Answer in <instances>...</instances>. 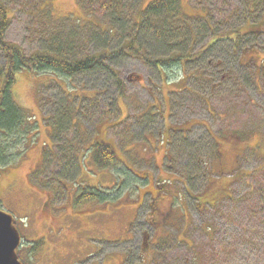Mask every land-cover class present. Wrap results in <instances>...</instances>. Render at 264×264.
<instances>
[{
    "label": "rangeland",
    "instance_id": "obj_1",
    "mask_svg": "<svg viewBox=\"0 0 264 264\" xmlns=\"http://www.w3.org/2000/svg\"><path fill=\"white\" fill-rule=\"evenodd\" d=\"M254 1L176 0L157 17V0H0L1 45L95 62L23 69L10 88L21 116L0 133V210L40 264H264Z\"/></svg>",
    "mask_w": 264,
    "mask_h": 264
},
{
    "label": "trees",
    "instance_id": "obj_2",
    "mask_svg": "<svg viewBox=\"0 0 264 264\" xmlns=\"http://www.w3.org/2000/svg\"><path fill=\"white\" fill-rule=\"evenodd\" d=\"M99 3V7L105 8L107 10H112L113 7L118 5L117 0H97ZM176 0H157V2H152L148 7L150 11L149 14H155V16H159L160 12H172V10H176ZM262 5L264 8V0H255L252 4L256 7ZM108 5L111 7L109 8ZM179 5V0H178ZM164 10V11H163ZM264 16V15H263ZM6 17V16H5ZM4 17V18H5ZM181 19L179 12H178V20ZM263 20V19H262ZM260 29V28H259ZM264 33V30H257L252 33V35H261ZM132 47H130V51L136 52L137 49L133 48L134 41L132 40ZM0 48L3 50V53L6 57V65L5 70L0 69V75L4 77V88L1 89L0 94L5 97V105L0 109V133L4 134L5 131L11 132V129L14 127L16 128L18 125L17 119H20L21 112L19 107L15 104L14 100H12L10 88L14 82V74L22 69H29L34 72H41L43 70H54L60 73H65L70 75L71 73L74 74L76 72H85L94 67L95 62L92 60L87 61H80V62H65L60 61L57 62L54 59L47 57V56H36V57H25L22 53L15 49V47H6L0 44ZM139 51V50H138ZM186 59L188 57H178V64L180 65L181 59ZM102 66V65H100ZM108 149L102 148L100 153H98L99 160L102 164H110V156L105 153ZM103 198V197H102ZM225 199V198H224ZM221 199L218 202H222ZM217 202V203H218ZM208 207H211L210 205Z\"/></svg>",
    "mask_w": 264,
    "mask_h": 264
},
{
    "label": "water",
    "instance_id": "obj_3",
    "mask_svg": "<svg viewBox=\"0 0 264 264\" xmlns=\"http://www.w3.org/2000/svg\"><path fill=\"white\" fill-rule=\"evenodd\" d=\"M20 245V234L11 215L0 210V264H14V250ZM11 256V260L9 257ZM16 264H19L16 262Z\"/></svg>",
    "mask_w": 264,
    "mask_h": 264
},
{
    "label": "flooded vegetation",
    "instance_id": "obj_4",
    "mask_svg": "<svg viewBox=\"0 0 264 264\" xmlns=\"http://www.w3.org/2000/svg\"><path fill=\"white\" fill-rule=\"evenodd\" d=\"M209 74L210 73H208V75ZM214 87L215 86H213L212 88H214ZM166 131H168V129H164L163 132H166ZM168 141H169V137H168ZM100 144L102 146L105 145L102 142ZM168 145H169V143H168ZM166 150H167V148H166ZM150 157L154 158L153 156H150ZM0 204H1V201H0ZM14 226L16 227V220H15ZM18 229H19V227H18ZM19 231H20V229H19ZM143 237L145 238V235H143ZM124 241H126V240H121V242H124ZM34 247H37V246L33 245L32 243L31 244L23 243L17 249L15 248L14 256L12 257L14 264H16V260L20 264H40L42 257H36V251L34 250ZM9 260H11V256L9 257ZM82 261H83V259H80V260H78V262L76 264H80Z\"/></svg>",
    "mask_w": 264,
    "mask_h": 264
}]
</instances>
